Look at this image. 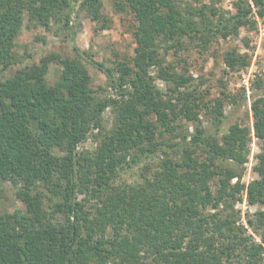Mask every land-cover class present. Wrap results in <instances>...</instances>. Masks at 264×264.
I'll list each match as a JSON object with an SVG mask.
<instances>
[{"label": "trees", "instance_id": "obj_1", "mask_svg": "<svg viewBox=\"0 0 264 264\" xmlns=\"http://www.w3.org/2000/svg\"><path fill=\"white\" fill-rule=\"evenodd\" d=\"M251 1L239 0L225 17L199 8L202 0H112L115 12L130 10L137 23L133 66L107 68L74 46L71 57L50 53L0 79V198L3 183L11 182L24 208L0 214V264H261L264 211L240 225L234 203L245 197L264 206V94L250 107L261 142L251 182L240 181L248 128L233 124L217 138L197 126L178 142L158 140L174 134L180 119L198 121L202 105L188 91L189 78L163 65L159 45L166 50L184 36L236 35L254 9L264 18V0ZM75 9L101 29L110 22L103 0H0V76L21 63L15 48L25 16L45 30L52 24L66 30ZM224 59L231 70L246 65L234 51ZM52 63L60 75L50 86ZM90 67L116 97L96 94ZM156 79L172 83L175 98L165 99ZM108 107L113 127L104 134ZM204 107L219 128L223 100ZM92 130L97 146L78 153ZM158 153L163 157L149 177L115 186L121 170ZM248 227L260 242L246 234Z\"/></svg>", "mask_w": 264, "mask_h": 264}, {"label": "rangeland", "instance_id": "obj_2", "mask_svg": "<svg viewBox=\"0 0 264 264\" xmlns=\"http://www.w3.org/2000/svg\"><path fill=\"white\" fill-rule=\"evenodd\" d=\"M237 3H240L239 0H202L198 7L200 8L202 4L208 8L213 7L228 17L236 12ZM181 5L183 6L184 2ZM193 5L196 6L194 3ZM103 12L110 18L109 24L104 29L100 28V23L91 21L84 11L78 9H75L71 15L70 27L66 30H60L55 24L51 25L50 30H45L36 23H30L25 16L15 48L21 63L11 66L0 76V79L11 77L23 66L39 63L42 57L50 53L71 57L74 46L107 68L115 67L117 62L133 66L132 58L136 47L133 32L137 23L132 12L130 10L115 12L112 0H103ZM208 13L206 10L205 17L215 24L217 20ZM161 46L159 45V54L163 65L168 66L176 74L189 78L188 91L193 92L202 105L196 109L198 121L180 119L175 122L179 127L174 134L166 133L158 140L178 142L179 136L193 133L197 126L206 129L208 134L221 138L227 133L229 126L238 124L250 130L247 161L242 166L240 181L245 184L256 179L254 166L257 164L261 142L254 136V120L250 107L255 97L264 94V18L257 17L254 9L249 17V23L240 27L236 35H229L227 38H222L220 35H206L204 39H200L199 36L191 38L184 36L178 44L166 50ZM233 51L235 55L245 57L246 65H236L235 69H229L224 58L227 53ZM88 71L92 88L99 97H116L115 92L108 88L107 79L101 72L91 67ZM59 75L60 66L52 63L46 77L47 84L54 85ZM152 75H156L155 69L152 70ZM256 81L259 82V86L255 88L253 84ZM153 83L163 93L165 99L175 98L177 93L171 92L172 83H165L160 79L154 80ZM182 90L180 88L178 91L182 92ZM218 98L223 100L222 110L225 116L219 128L215 126L213 118L204 107V104L213 105ZM113 119L112 111L108 107L103 114L104 134L112 129ZM150 120L154 122L155 117L152 116ZM98 142L97 130L89 131L85 142L78 146L77 152L92 151ZM162 157L158 153L155 157L143 159L138 164L121 170L115 180V186L142 182L145 176L149 177L157 169L159 159ZM236 180L237 178L232 179L231 183L234 184ZM214 184L215 181L212 183L213 189H215ZM16 191L17 188L11 182L3 183L0 214L24 210L23 204L16 196ZM78 198H83V195H79ZM234 211L238 214L237 224L246 225L247 219H253L256 212L264 211V206L249 205L245 197H242L241 201L234 203ZM207 212L211 211L207 210ZM58 220L62 221L61 218ZM246 234L252 235L256 242H260V236H256L251 228L248 227ZM261 264H264V252Z\"/></svg>", "mask_w": 264, "mask_h": 264}]
</instances>
